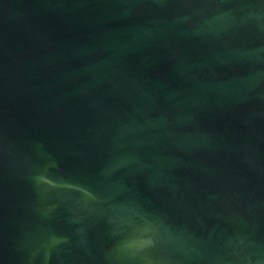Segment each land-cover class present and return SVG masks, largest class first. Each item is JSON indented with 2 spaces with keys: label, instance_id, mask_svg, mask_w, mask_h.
<instances>
[{
  "label": "water",
  "instance_id": "obj_1",
  "mask_svg": "<svg viewBox=\"0 0 264 264\" xmlns=\"http://www.w3.org/2000/svg\"><path fill=\"white\" fill-rule=\"evenodd\" d=\"M0 264H264V0H0Z\"/></svg>",
  "mask_w": 264,
  "mask_h": 264
}]
</instances>
